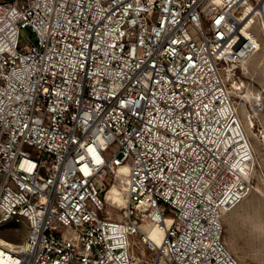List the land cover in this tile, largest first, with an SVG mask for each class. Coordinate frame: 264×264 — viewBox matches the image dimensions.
Returning <instances> with one entry per match:
<instances>
[{
	"label": "built area",
	"instance_id": "1",
	"mask_svg": "<svg viewBox=\"0 0 264 264\" xmlns=\"http://www.w3.org/2000/svg\"><path fill=\"white\" fill-rule=\"evenodd\" d=\"M258 12L264 0H0V229L26 228L0 264H239L223 216L264 165L224 73L262 50ZM123 165L114 219L104 195Z\"/></svg>",
	"mask_w": 264,
	"mask_h": 264
},
{
	"label": "rangeland",
	"instance_id": "2",
	"mask_svg": "<svg viewBox=\"0 0 264 264\" xmlns=\"http://www.w3.org/2000/svg\"><path fill=\"white\" fill-rule=\"evenodd\" d=\"M253 30L260 36L256 27H254ZM262 53L263 48L252 57L249 62L247 61V70H244L240 65L241 69H243L246 74L235 75L232 73V80L237 82L249 81L253 89L262 86L264 83V76L260 74L259 70H256L254 66V60L258 59ZM226 84L228 86L227 81ZM231 95L241 120L240 104L242 102L245 103V101L236 93H231ZM246 106L249 108V103H245L244 107ZM248 138L253 146V139L249 136ZM260 150L261 153H264L263 146L260 147ZM254 184L257 185L260 193H250L239 205L224 215L222 220L223 242L239 264H264V182L256 178ZM123 214L124 209L106 210V215L114 219H121ZM25 232L26 228L23 225L19 227V230H15L12 227H4L0 229V237L10 243L18 244L24 238Z\"/></svg>",
	"mask_w": 264,
	"mask_h": 264
},
{
	"label": "bare ground",
	"instance_id": "3",
	"mask_svg": "<svg viewBox=\"0 0 264 264\" xmlns=\"http://www.w3.org/2000/svg\"><path fill=\"white\" fill-rule=\"evenodd\" d=\"M254 22L252 28L256 27L258 34L260 35V40L262 43L263 53L258 59L254 60V66L256 70H259L260 74L264 76V15L262 12H258L256 16L252 17ZM249 62V61H248ZM244 70L247 68V62H243L240 64ZM226 76V78H225ZM224 78L228 83V88L230 93H236L241 97L245 103H249V108L244 107V102H242L240 111H241V120L244 125V129L247 132L248 136L253 139V149L258 157V160L261 165H264V153H261L260 147H264V110L259 111L255 107H252V96L254 94V90L252 86L248 82L242 81H235L232 80V73L227 70L225 73ZM264 82V81H263ZM262 83V81H261ZM264 85V83H263ZM251 106V107H250ZM260 157V158H259ZM260 172V171H259ZM127 175H128V168L126 165L120 166L117 169L114 177L111 179L108 188L104 195V200L106 204V210L115 209L121 210L127 207L128 204V193H127ZM260 181L264 182V177L261 175L259 176ZM252 193H260L257 185L253 184ZM246 199V198H245ZM230 212V211H228ZM228 212H225L226 215ZM150 235L153 239L157 238V229L151 230ZM0 244L10 247L16 248L17 244L10 243L0 237Z\"/></svg>",
	"mask_w": 264,
	"mask_h": 264
}]
</instances>
